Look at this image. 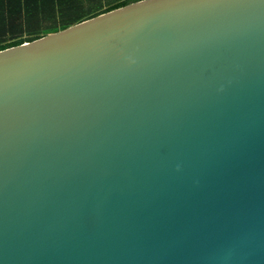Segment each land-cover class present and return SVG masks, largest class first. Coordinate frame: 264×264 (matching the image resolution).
Returning <instances> with one entry per match:
<instances>
[{
  "label": "water",
  "instance_id": "water-1",
  "mask_svg": "<svg viewBox=\"0 0 264 264\" xmlns=\"http://www.w3.org/2000/svg\"><path fill=\"white\" fill-rule=\"evenodd\" d=\"M0 264H264V0L1 49Z\"/></svg>",
  "mask_w": 264,
  "mask_h": 264
},
{
  "label": "trees",
  "instance_id": "trees-1",
  "mask_svg": "<svg viewBox=\"0 0 264 264\" xmlns=\"http://www.w3.org/2000/svg\"><path fill=\"white\" fill-rule=\"evenodd\" d=\"M138 0H0V50Z\"/></svg>",
  "mask_w": 264,
  "mask_h": 264
}]
</instances>
